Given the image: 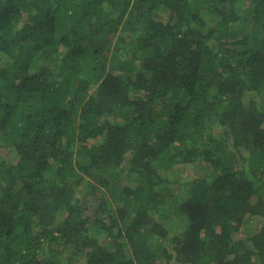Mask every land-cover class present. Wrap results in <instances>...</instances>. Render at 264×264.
Listing matches in <instances>:
<instances>
[{
	"label": "trees",
	"instance_id": "16d2710c",
	"mask_svg": "<svg viewBox=\"0 0 264 264\" xmlns=\"http://www.w3.org/2000/svg\"><path fill=\"white\" fill-rule=\"evenodd\" d=\"M0 264H264V0H0Z\"/></svg>",
	"mask_w": 264,
	"mask_h": 264
},
{
	"label": "rangeland",
	"instance_id": "374dc122",
	"mask_svg": "<svg viewBox=\"0 0 264 264\" xmlns=\"http://www.w3.org/2000/svg\"><path fill=\"white\" fill-rule=\"evenodd\" d=\"M206 20H208V18H206ZM192 173V172H191ZM190 171L189 169H172L170 172H168L167 174H165V178L170 179V183H173L172 187L176 188L175 194L178 193L181 195L184 193L183 191L186 190V188H182L179 187V185H181L184 180H188L190 176ZM170 225L172 224L173 226H170V228L173 229V227L175 226L176 228H179L182 223L180 222V218L175 215V213H173V215L170 216ZM247 233H252L253 231H256L258 228V221L257 220H252L247 224Z\"/></svg>",
	"mask_w": 264,
	"mask_h": 264
}]
</instances>
